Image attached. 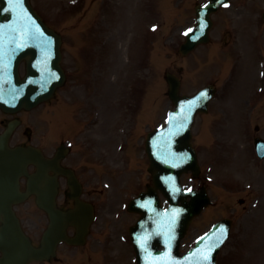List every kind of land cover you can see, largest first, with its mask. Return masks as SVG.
I'll use <instances>...</instances> for the list:
<instances>
[{"label":"rangeland","instance_id":"obj_1","mask_svg":"<svg viewBox=\"0 0 264 264\" xmlns=\"http://www.w3.org/2000/svg\"><path fill=\"white\" fill-rule=\"evenodd\" d=\"M39 1V0H37ZM48 0H40V4L41 2H47ZM161 2H163V0H161ZM158 12L156 11L155 7L151 8L150 12H145V19L149 20L152 16H154L155 14H157ZM171 40V39H170ZM169 40L170 43H168L170 45V47L172 48L174 45L171 43V41ZM173 42V41H172ZM112 48H114V46H112ZM115 49V48H114ZM112 56V60L110 61L113 64V60H114V56H113V52L111 54ZM167 60V61H166ZM189 60V58L185 59L184 61L187 63V61ZM173 62V56L171 54H167L166 55V59L163 58L161 60V63L159 65V67L161 68V73L167 68L170 67L172 65ZM116 63V62H115ZM172 68V67H171ZM121 64L120 65H116L113 68L107 70L108 76L107 78L110 79L113 75H115V87H112L111 89V95H107L104 97V100L107 102V105L109 104V97L111 96V102H110V107H107L109 109L108 111V122L106 123V126L112 131L113 128L117 125V117L119 115H121V112L119 110H126V107L129 106V101H127V99L121 97V95H126L127 91H131V86L129 87V84L132 81H129V77H131L130 75L132 74V72H121ZM217 69V68H216ZM146 71H144L145 73ZM143 71L141 72H137V75L142 74ZM154 74H156V71L154 72ZM144 76V74H143ZM217 76V72H214L212 75L213 77ZM185 78V86L184 89L187 91H190L193 89V85L191 86L190 83L187 80V76L186 74L184 75ZM215 79V78H213ZM204 80V79H203ZM203 80H201L200 82H202ZM199 83V82H198ZM166 85L164 87H162L164 92L166 90ZM220 85H224V82L221 80L220 81ZM244 84L242 82H238L237 84H235V86L232 88V92L231 94L224 100L225 104L228 105H232L233 102H240V106L244 107L245 106V111L249 112V108L247 106V104L244 103L243 99L245 96H247V92L239 90ZM238 91V93H237ZM252 91H254V96L252 98V103L255 104L254 107V111H253V117L250 118L251 120H253V122H259L258 120H261L262 125H263V129H264V98H262V94L260 93L258 90V87L252 88ZM115 94V103L112 102V96ZM162 108H163V112L165 113V110L167 108H169L170 102L167 100V98L162 99ZM46 106V105H44ZM44 106H39L38 110L39 112L43 111L44 109L41 108H45ZM115 106V109H113V107ZM118 111V112H117ZM163 113V114H164ZM163 114H162V118H163ZM246 119H247V115H245ZM136 118V115L134 113V119ZM161 120V119H160ZM40 125H43L40 123ZM238 125V122H237ZM118 126V125H117ZM116 126V127H117ZM130 125H128L127 120L122 122L121 124H119V127H124L123 130H125V128H128ZM143 126H145V123L143 124ZM111 136V135H110ZM108 143H105V142ZM135 141V140H134ZM120 140L117 141V139H114L111 137L108 138V140H105L102 142V147H104V154L108 155V162H111V160H116V157H120L122 155V151H119V144H120ZM136 142V141H135ZM138 140H137V144H138ZM131 167L135 168L137 167V164L135 162H131ZM116 168V167H114ZM101 169V168H99ZM106 172H108V174H104L106 177L107 175L109 177H113V175H115L116 177V172L114 171V173L109 172L107 170H105ZM102 172V171H100ZM136 173V172H135ZM214 173H219L220 175L222 174L221 172V167H213V174ZM127 180H129V178L131 176H126ZM133 177H135L133 175ZM145 178L147 179V175L145 176ZM102 180V179H101ZM235 180V179H233ZM185 181L188 182V178H185ZM139 179L138 177H136L135 180V186H137L139 184ZM101 183V181H100ZM213 183L216 184H220V180L215 178V181ZM228 183V182H227ZM121 184L120 179H118V177L114 178V180L111 182V187L114 189V193L115 194H119V202L118 205L115 206L116 211L117 210H121L120 205H122L123 203L126 202V194H129L127 192H122L119 190V186ZM134 184V183H133ZM194 184H199V182H195ZM100 187L104 188V185L100 184ZM132 191H134V189H132ZM122 193H124L123 197ZM248 196V194H222V198H219L220 200L223 199L222 203L217 209H215V211H213V216L211 217H206V215L199 217L198 219H196L195 223L193 224L189 237L188 239H186L187 241L185 242V246L187 247L189 244V242L192 241V237L194 235H196L197 233H201L203 230H205V228L207 227L209 221L211 219H215L219 216H222V214H226V215H234L237 219L236 222V232L235 235L232 239V242L230 243V248L227 247L224 250V257H227L228 255H230L229 250H232L235 246V241L241 239V233H245V237H244V242H245V250L248 252L247 257H244L245 260L251 258V256H253L254 254H256V257L254 259V263L255 264H264V204L260 205L258 208H253L252 207V199L249 198L246 205H242L239 203V199ZM236 208V209H235ZM252 211L254 212V215L252 213ZM31 218L33 216H30ZM123 217L122 223L125 224L122 228L123 229H118L115 230V238L116 239H121V234H126L127 235V231H126V227L129 224V222H131V220L134 218V216L131 215H126L124 213H122V216L119 218L121 219ZM39 220V219H38ZM116 222L119 223L118 218H116ZM123 241V240H122ZM116 242L114 243V245H112V249L114 250L115 244H121V247H123V242ZM187 243V244H186ZM237 246V245H236ZM254 252V253H253ZM253 253V254H251ZM247 258V259H246ZM133 264V263H132ZM221 264H224V259L222 261Z\"/></svg>","mask_w":264,"mask_h":264},{"label":"water","instance_id":"obj_2","mask_svg":"<svg viewBox=\"0 0 264 264\" xmlns=\"http://www.w3.org/2000/svg\"><path fill=\"white\" fill-rule=\"evenodd\" d=\"M6 5L7 7V15H11L15 10L18 9L17 6H11L10 2L6 3L5 0H2L0 9ZM46 44L40 42L39 44L28 39L25 40L23 44H17L15 49L10 50L9 45L6 46V52L11 53L7 60L4 62V69L7 67L8 73H12V80L14 79L13 74L16 75V63L19 58L22 56H27L29 58V73L34 74V79L30 82L23 84L21 88L22 91V99L20 102H28L29 99L34 100L39 95H43L48 92V89L52 90L54 86V80L59 78L61 73V69L58 64L59 60V51L57 46V57H51L48 62L44 61V56L42 54V49ZM46 66H48L46 68ZM38 74V76H37ZM57 75V78L54 76ZM16 81V80H15ZM37 82L40 84L36 85ZM49 82V84H47ZM39 86V88H38ZM172 95L176 97V91H172ZM45 97V96H43ZM19 102V104H21ZM15 104H11L14 106ZM188 132L186 137L179 138L180 145L179 148H189L190 146L187 143ZM25 152L22 150L11 151L6 144V140H0V185L3 190H16L17 188V177L19 174V169H23L26 158L24 157ZM161 161V159H158ZM160 164L159 162H155ZM192 165V163L190 164ZM163 173H170L174 171V168L168 164H162ZM0 187V189H1ZM2 190V189H1ZM179 196L180 201H183L185 205V209L188 211L180 222V231L184 233L189 220L191 217L200 210L201 203H196V201L188 202L182 194H177ZM51 195L41 194L42 202L49 208L51 214L55 213L54 203L51 201ZM47 197V198H46ZM175 204H179L177 202L176 197H173ZM205 199V197H204ZM10 210L7 206V202L4 199L3 194L0 196V218L3 214L5 216L4 220H10L7 223L6 229H0V246L5 251V256L0 260V264H25V261L30 257V255L40 256L41 253L35 251L30 244L24 239L22 236L21 230L18 226L17 221L12 220L13 218L10 215ZM52 214V215H53ZM162 215V222H163Z\"/></svg>","mask_w":264,"mask_h":264},{"label":"snow or ice","instance_id":"obj_3","mask_svg":"<svg viewBox=\"0 0 264 264\" xmlns=\"http://www.w3.org/2000/svg\"><path fill=\"white\" fill-rule=\"evenodd\" d=\"M205 259H207V257H205Z\"/></svg>","mask_w":264,"mask_h":264}]
</instances>
